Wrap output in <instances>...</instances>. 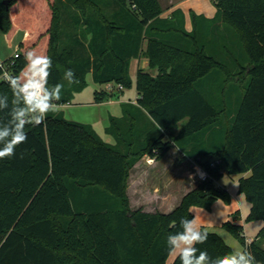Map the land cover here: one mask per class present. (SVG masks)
<instances>
[{
    "label": "trees",
    "instance_id": "trees-1",
    "mask_svg": "<svg viewBox=\"0 0 264 264\" xmlns=\"http://www.w3.org/2000/svg\"><path fill=\"white\" fill-rule=\"evenodd\" d=\"M213 2L216 16L194 15L187 31L181 11L161 18L159 0H0V29L8 40L26 32L19 56L2 63L19 74L27 51L51 57L49 86L64 84L58 105L71 102L89 73L97 84L131 88L133 58L147 57L158 71L138 70L140 98L110 117L114 144L57 110L42 125L26 126L27 141L15 156L0 159V264H180L170 261L167 237L181 230L182 218H193L194 206L232 201L215 183L222 172L239 176L238 193L252 205L247 219L264 223V0ZM232 34L245 56L235 70L208 54L205 42L226 43ZM68 69L77 83L63 79ZM217 71L224 75L218 84L206 81ZM3 72L0 67V77ZM0 94L11 97L2 80ZM115 94L98 92L95 101ZM175 147L213 179L197 184L169 213L132 210L131 169ZM215 159L222 163L212 169ZM225 226L264 264V225L250 245L237 220ZM201 230L208 239L198 248L211 257L232 252L218 233Z\"/></svg>",
    "mask_w": 264,
    "mask_h": 264
},
{
    "label": "rangeland",
    "instance_id": "rangeland-1",
    "mask_svg": "<svg viewBox=\"0 0 264 264\" xmlns=\"http://www.w3.org/2000/svg\"><path fill=\"white\" fill-rule=\"evenodd\" d=\"M160 1L164 2V0ZM195 7H197V9H202V11H204L205 13L209 12L211 17H215L217 14V7L214 4L213 0H198V3ZM63 16H69V12H64ZM193 18L194 17L192 16V21ZM71 20L72 18L68 20L67 24H69ZM68 27L69 26H67V29L65 30L66 32L69 31ZM24 36L25 31H19L16 34V37H13L9 41L4 32L0 29V62H3L15 56V54L18 52V46ZM216 37H221L219 32L216 33ZM211 41V38H208L205 41L208 44V54L214 55L219 61L226 62L230 69H236L237 60L244 61L245 56L243 54V50L241 46H239V43H237V41L235 40L234 34L231 35V38H229L226 43L219 40V44L214 45L213 43H211ZM215 76L216 79H214ZM219 76L222 77L224 75L219 71L214 72L212 75H209V77L206 78V81L218 84ZM86 80L87 81L85 87L81 91L79 90L78 92L74 93L71 102L59 105L57 111L62 112L64 117L68 120H73L76 122L79 121L80 123L84 124H91L105 142L114 144V137L106 132V127L110 123L109 118L111 115L121 116L123 112V103L128 102L129 100H134L137 95V80H134L131 88H126L122 92L116 91V94L113 97L105 100L106 102L104 101V104L97 103L95 101V98L96 92L100 91L106 86L95 83L92 73L88 74ZM248 80L249 79L243 80L241 84L245 85ZM191 169L194 170V166ZM222 173L223 178L220 180H215V183L221 187L225 185L227 190L230 192L232 199H237L238 201V196L240 195L239 200L242 201L243 205L236 218L234 217L235 210L231 212V220H237V223L243 226L241 233L246 238H256V236L263 228V221L260 219H247L252 205L247 201L244 194L238 193L239 176L235 175L229 177L228 175H226V173ZM195 182V184L200 183L198 181ZM176 184L177 181L174 180L172 186L174 187ZM171 198L172 199L170 200V202L162 204V206H164V208L161 209L162 211L169 212L172 210V207L175 206V202L177 200L176 193H172ZM230 205L231 204L228 200L219 198L214 202L211 208L194 206L191 211L193 213V218L195 217L197 224L201 227V229L203 228L205 230L218 233L220 237H222L225 242L229 246H231L233 251L244 247V245L242 241L234 234H232L225 226V223L228 220L225 219L226 216L224 217V212L229 209ZM174 258L175 257L172 256L171 260H173Z\"/></svg>",
    "mask_w": 264,
    "mask_h": 264
},
{
    "label": "clouds",
    "instance_id": "clouds-1",
    "mask_svg": "<svg viewBox=\"0 0 264 264\" xmlns=\"http://www.w3.org/2000/svg\"><path fill=\"white\" fill-rule=\"evenodd\" d=\"M25 65L19 74L3 72L0 80L7 83L11 97L0 94V113H6L5 121L0 116V159L15 156L16 148L27 141L26 126H40L50 112L59 107L64 89L63 83L49 86L52 59L44 54L27 51ZM63 79L72 85L77 83L75 73L68 69ZM180 231L167 237L169 253L180 264H260L247 247H241L230 253L211 257L206 250L197 245L206 243L208 233L201 230L194 218H182ZM248 243V242H246Z\"/></svg>",
    "mask_w": 264,
    "mask_h": 264
},
{
    "label": "crops",
    "instance_id": "crops-1",
    "mask_svg": "<svg viewBox=\"0 0 264 264\" xmlns=\"http://www.w3.org/2000/svg\"><path fill=\"white\" fill-rule=\"evenodd\" d=\"M197 3L198 0H164V2L160 1V4L163 9L161 18L172 19L174 12L181 11L184 16L183 22L185 29L187 31H192V16L194 17V15H203L207 18H214L211 17L209 12L205 13L204 11H202V9H197V7H195ZM177 23L180 24L179 21H177ZM139 69H143L152 74L153 76L158 75L157 69L150 68L148 58L143 55L138 58H133L131 61L130 74L132 76L133 82L134 80H137V72ZM105 86V88L101 89L100 91H97L96 94L98 92L108 91L109 86ZM139 98L140 93L137 90V95L134 100H129L128 102L137 103ZM105 102L101 103L104 104ZM94 130L96 129L94 128ZM191 148L192 145L189 147V150ZM148 158H150V156H145L139 162H137V164L131 169L127 185V193L130 199V207L132 210L142 209L145 212L150 213H169L172 210L169 212H164L161 209L164 208L162 204L170 202V200L172 199V193H176L177 197L175 206L172 207V209H174L181 203L183 197L196 187V182L191 180V174L193 171V169L191 168L193 166L199 165L198 160H195L194 158H186L185 152L177 147L172 148L160 160L155 159L153 162L149 163ZM199 159L212 160V158L207 157H199ZM174 180L177 181V184L173 187L172 183L174 182ZM223 187L226 188L225 185ZM239 196L238 201L237 199H232V201L230 202L231 205L229 209L224 212V217L226 216L225 219H227L228 221L232 219L231 212H233L234 210L235 212H240L243 206L242 201L239 200Z\"/></svg>",
    "mask_w": 264,
    "mask_h": 264
},
{
    "label": "built area",
    "instance_id": "built-area-1",
    "mask_svg": "<svg viewBox=\"0 0 264 264\" xmlns=\"http://www.w3.org/2000/svg\"><path fill=\"white\" fill-rule=\"evenodd\" d=\"M18 56H19L18 53H16L14 58H17ZM0 67H2V69L4 71L9 72V70H8L9 68H7L8 64H3L2 62H0ZM124 89H126V88H124L123 85L110 84L108 87V90L111 92L123 91ZM154 160L155 159L152 157L148 158L149 163L153 162ZM221 163H222L221 159H215V160L210 162V167L212 169H215ZM191 179L193 181L204 182V181L213 179V177L205 167H203L201 164H199V165L194 166V170L192 171V174H191ZM254 240H255V238H246V242H248L247 243L248 245L253 243Z\"/></svg>",
    "mask_w": 264,
    "mask_h": 264
},
{
    "label": "water",
    "instance_id": "water-1",
    "mask_svg": "<svg viewBox=\"0 0 264 264\" xmlns=\"http://www.w3.org/2000/svg\"><path fill=\"white\" fill-rule=\"evenodd\" d=\"M5 3H7V1H5Z\"/></svg>",
    "mask_w": 264,
    "mask_h": 264
}]
</instances>
